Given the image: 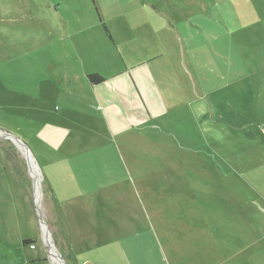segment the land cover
<instances>
[{"label": "rangeland", "instance_id": "374dc122", "mask_svg": "<svg viewBox=\"0 0 264 264\" xmlns=\"http://www.w3.org/2000/svg\"><path fill=\"white\" fill-rule=\"evenodd\" d=\"M121 82L157 103L139 138L101 125L127 112ZM0 129L31 152L0 137V264H73L71 250L84 264L63 225V256L54 239L49 138L112 148L115 177L135 174L141 196L111 193L103 211L145 219L120 232L144 236L143 264H264V0H0Z\"/></svg>", "mask_w": 264, "mask_h": 264}, {"label": "crops", "instance_id": "0c3cea01", "mask_svg": "<svg viewBox=\"0 0 264 264\" xmlns=\"http://www.w3.org/2000/svg\"><path fill=\"white\" fill-rule=\"evenodd\" d=\"M115 86L116 88L118 87L117 91H115L118 94L116 99L123 106L122 108L126 107L125 111L127 112L122 111L121 115H113L110 121H106V125L101 124L102 127L108 132L110 138L123 139L126 134L131 132L137 138L143 136V130L147 125V112L145 113L146 109L143 110V108L157 106V103L153 101L152 103L148 102L149 105H146L144 96L141 90L138 89L137 84L131 83L129 86L128 83L121 82ZM133 88L136 91L134 92L135 101L131 100L130 94ZM94 98L93 108L96 105L97 108H103L99 106L100 100L95 95ZM150 116L148 114V119ZM54 139L49 138L50 142L45 145V148L43 146L40 163L47 202L51 204L50 207L54 210L53 219H55V216L57 217L55 219L54 239L57 241L59 248L61 247V255L63 256L64 253L62 245H59L60 240L63 242L61 238L63 236L61 235V233L63 234V225L67 235L70 237L69 241L75 246L82 247L81 252L82 257L84 255V264H134L136 256L137 264H143L141 260L143 256L138 252L143 247L144 236L138 229H135L134 233L127 235L130 236L129 238L124 239L127 236L122 237L120 232L128 231L130 226L139 227L140 220L144 223L145 219L123 218L119 220L115 216L112 220L113 213L106 212V214H111L108 217L103 211L106 201L105 196L109 199L111 193L114 197H116L115 193H117L121 196L118 197L122 199L126 194L133 192L139 198L140 190L134 172L132 184L124 185L129 183V180L127 178H116L111 169L112 148L109 154L97 155L94 153L98 152V150H91L95 146L74 149L78 144L75 143L73 145L69 141L66 144H70L67 150L64 148L66 146L64 143L67 140L62 143L60 139L58 141ZM102 145V143L98 144V146ZM112 146L117 147L118 144L109 143L107 147ZM84 150L91 151L84 152ZM142 177H144V174L138 172L137 178L140 179ZM84 201L85 204L83 203ZM84 205L90 206L89 212L83 209ZM48 225L52 227L49 222ZM100 225L102 226L98 229ZM121 226L123 228H120ZM125 227L128 228L126 229ZM77 254L79 253L77 252ZM70 256L73 264H79L78 260L75 261L76 255L74 256L72 250Z\"/></svg>", "mask_w": 264, "mask_h": 264}, {"label": "water", "instance_id": "95a60500", "mask_svg": "<svg viewBox=\"0 0 264 264\" xmlns=\"http://www.w3.org/2000/svg\"><path fill=\"white\" fill-rule=\"evenodd\" d=\"M0 137H3V138H9L11 140H13L14 142H16L17 144H19L24 150H25V154H26V157H27V160H29V157H31V152H30V149L29 147L25 144V142L20 139L19 137L13 135L12 133H9L5 130H2L0 129ZM33 159V158H32ZM34 160V159H33ZM37 188H38V181L36 180L35 183H34V190L37 192ZM37 212H38V215H39V220L41 222V227L42 229H44V237L47 236L48 238V232H46V224L43 222V219L41 217V214L39 212V208L37 207ZM48 247H49V253H50V256L53 257L52 255V252L54 251L51 247V243L48 242ZM59 256V254H57ZM58 263L59 264H65L63 260H61V257L59 256V260H58Z\"/></svg>", "mask_w": 264, "mask_h": 264}, {"label": "trees", "instance_id": "16d2710c", "mask_svg": "<svg viewBox=\"0 0 264 264\" xmlns=\"http://www.w3.org/2000/svg\"><path fill=\"white\" fill-rule=\"evenodd\" d=\"M103 28H104L105 32L108 33V31L104 25H103ZM87 81L89 82L90 85L95 86V85H99V84L104 83L105 79L98 74H89V75H87ZM31 242L32 241L30 239L23 240L24 245H27Z\"/></svg>", "mask_w": 264, "mask_h": 264}, {"label": "bare ground", "instance_id": "6f19581e", "mask_svg": "<svg viewBox=\"0 0 264 264\" xmlns=\"http://www.w3.org/2000/svg\"><path fill=\"white\" fill-rule=\"evenodd\" d=\"M30 172H31V174L34 176V178H35V180H36V174H35V168H34V166H33V164H31L30 163ZM38 189V188H37ZM37 198H38V195H37ZM39 208H40V206H39ZM50 237L48 236V238H47V236H45V241L47 242V241H50V239H49ZM55 258V257H54ZM55 260H56V258H55Z\"/></svg>", "mask_w": 264, "mask_h": 264}]
</instances>
